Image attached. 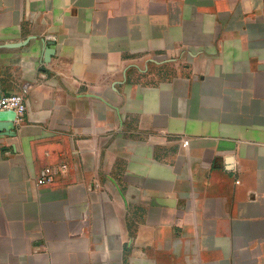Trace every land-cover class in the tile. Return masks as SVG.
I'll use <instances>...</instances> for the list:
<instances>
[{
	"label": "crops",
	"instance_id": "0c3cea01",
	"mask_svg": "<svg viewBox=\"0 0 264 264\" xmlns=\"http://www.w3.org/2000/svg\"><path fill=\"white\" fill-rule=\"evenodd\" d=\"M9 95L0 264H264V0H0Z\"/></svg>",
	"mask_w": 264,
	"mask_h": 264
},
{
	"label": "built area",
	"instance_id": "2783aa9c",
	"mask_svg": "<svg viewBox=\"0 0 264 264\" xmlns=\"http://www.w3.org/2000/svg\"><path fill=\"white\" fill-rule=\"evenodd\" d=\"M25 111L26 105L21 95H9L0 98V113L12 112L14 114V121L16 124L23 121ZM65 169L66 166L64 164L56 168H42L36 176V185L49 186L53 184L55 174L58 171H65Z\"/></svg>",
	"mask_w": 264,
	"mask_h": 264
},
{
	"label": "water",
	"instance_id": "95a60500",
	"mask_svg": "<svg viewBox=\"0 0 264 264\" xmlns=\"http://www.w3.org/2000/svg\"><path fill=\"white\" fill-rule=\"evenodd\" d=\"M27 42H28V40H25V41H23L21 43H16V44H8V45H6V47L7 48H19V47H22V46L26 45ZM49 45H52V44L49 43ZM52 54H53L52 50H50L49 48H46L45 51H44V61L45 62H48L49 59H50V57L52 56ZM8 113L10 114V116L12 118L10 120L11 123H9V125L7 126V128L4 129L5 131L6 130L9 131V128H10L12 122L14 121V114L12 112H8ZM2 114L3 113H0V116H2Z\"/></svg>",
	"mask_w": 264,
	"mask_h": 264
}]
</instances>
